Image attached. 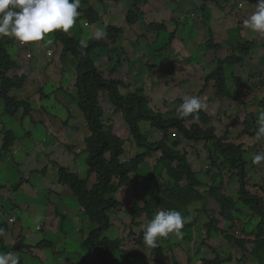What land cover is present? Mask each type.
<instances>
[{"label":"rangeland","instance_id":"obj_1","mask_svg":"<svg viewBox=\"0 0 264 264\" xmlns=\"http://www.w3.org/2000/svg\"><path fill=\"white\" fill-rule=\"evenodd\" d=\"M122 1L123 2L121 4L107 2L108 11L104 12L103 6L99 5L101 3H99L98 0H89L91 8L98 11L99 16L103 18V21L97 26H102L106 29L110 26H115L123 31V34L120 35L118 41H116L115 44H110L109 46V49H118V51L109 53L108 49L101 50L103 56L100 60L96 61L98 71L102 73H104L107 69H109L107 70L109 72L112 69H114L115 72L118 71L114 75H111L110 73L103 74L105 79L115 82L130 84L135 78L143 80L146 86V96H150V93L152 92V83H159L158 85L155 84L156 86L154 87L152 93L155 100L150 104V106L151 108L156 107L160 111L164 112L173 111L174 115L164 117L166 120L180 118L176 112V106L179 101L172 104L170 107L164 106V102H168L166 100L167 92L172 98H181L186 95L199 96L207 105L204 110H206V112L212 117L211 125L216 127L218 137L222 138L227 135L232 142L243 147V152L246 153L245 159L248 163L247 170L249 171L246 191L249 195L261 198L264 203V162L253 166L249 157V155L253 153L264 154V140H258L256 136L250 137L248 134L243 133L246 129V123L251 122L252 117L255 119L254 125L256 127V116L262 109L259 106V100H256L260 98L255 96L257 93L254 95L255 91L252 88V85L258 83L257 79L260 77V75H258L259 72L262 73L261 78H264V66H258V63L256 62V59L264 56V53L260 48V46L264 44V35L253 33L252 31L242 30L238 37V28H240V25H243V20L248 18V16H250L254 11L255 4L249 3L248 7L243 9V0H236V4L234 1L230 5H225L224 2H219V4L210 7V12L204 13L203 19L207 20V29L203 30L201 27L199 29L194 28V26L199 25L202 22V17L199 16L200 14L198 13V8L203 0L186 1L190 7L187 9L186 20H183L184 14H181L176 7L179 0H149L145 4L142 3L143 5L138 4L139 7H137L136 10L139 8L144 14V17L141 19V22L134 27H131L127 23L130 9L133 7L134 3L132 0ZM193 1L198 2L196 4ZM250 5L252 7L251 12L248 10ZM193 15H196V24H194V19L192 18ZM189 18L190 23L188 24L187 20H189ZM175 19H177V22L180 25L178 28L176 23L172 22V20L175 21ZM153 24L164 26L165 31L168 34H174L177 38L164 50L162 54L156 55L155 58H149L150 48H147L149 45L153 44L157 38V32L150 28ZM96 27L92 32L95 31ZM210 30L214 31L216 34L221 33L225 36L221 41H218L220 44L233 42L232 45L236 46L240 40H254V50L249 53L244 52V55L249 56V58L253 57L256 50L262 52L261 55L257 53V55L248 61V63L244 64L241 69H234V73H236L238 77L241 73L246 76L245 79L248 78L249 82H251V88L248 95H252V97L241 96L245 104H240L239 106L231 105L228 108L225 107L222 104L221 99L216 96V90H214L213 87H210L206 92L199 93L206 75L208 73L210 74L212 70H215L217 64H219L218 62H221V60L229 56L230 50H232V46L226 45L225 47L227 48L223 49L215 63L217 57L214 58V56L217 53L214 52L211 58V54L208 55L206 50V46L209 43ZM89 34V30H84L81 40ZM204 36H206V39H204ZM102 40L104 41L106 38ZM16 43L18 42L11 37H5V39L2 40V44L6 46V50L11 51V53L14 51L15 59L21 51H30L32 53L36 52L32 49H22L20 48V44L18 43L17 45ZM59 47L61 49L62 45ZM67 63L72 67V70L68 71L66 77L63 78L66 80L65 83L57 86L49 85L48 88H45V93L52 95L48 108L46 105V99L40 98L39 93L41 92V89L33 91L31 88L23 86L22 92H17L18 98L26 101L28 106H30L28 111L31 112V118L33 116L40 118V123L37 124L39 130H44V133L46 130L51 131L50 135L53 141L51 143L50 150H48V144L51 141L49 137H46V141L39 139H36L35 141L36 149L38 150L37 159L39 161H34L28 158L26 154H22L21 158L18 154L15 158L17 145H20V150L22 152L23 144H31L33 140L30 142H21L12 134H6L5 136L4 132L7 131V129H12L16 135L20 136L23 134V130L28 131L31 129L30 127H27L30 119H25L21 122L20 115L16 117L5 116L4 103L0 100V122H2L0 124V188H2L0 189V223H9L8 232L5 236L0 237V241L3 243V246L0 247V251L12 252L13 249L18 248L19 242L23 238H26L28 242H36V240L32 237L38 234L37 230L31 226L35 233H31L32 236H28L25 234V231H27L25 222L31 220V218H34L37 215H40L42 212L47 215H54L52 211L48 210L49 205L44 204L43 200L50 199L53 202V207H55L56 204L60 203L62 200L59 196H52V193L55 192L54 188H50L49 192H47L46 189L50 186L45 183L42 185V188H40V193L38 199L36 200L37 202L33 201L31 199V194L28 193L32 189L30 185L31 183H33V186L35 187V180H41L45 177L47 181H54V183L58 185L61 168L67 170L70 175L81 177L82 180H86L87 178V154H84L80 159L78 158V155L84 146L83 142L87 138L86 134L89 132V129L86 125L83 114L78 107L79 93L75 90L77 82L75 66L71 63V61ZM232 71L233 69H230L228 76L231 75ZM168 75L169 77H167ZM14 77L26 78L28 82H33V78L30 75L21 73L20 69H17L13 75H9L10 79H13ZM46 86L47 84L45 83L40 84V87L42 88ZM227 86L233 93V96H235L236 90L238 89V82L234 78H229ZM259 87L264 88L263 83H261ZM53 88L55 90H52ZM58 90H61L62 93L58 94L56 97L53 96V94H57ZM122 92L125 96H128V94L131 93H136L132 89L122 90ZM44 103H46L45 108H47V110L44 109ZM100 104L104 112L103 119L107 129L111 128V131L115 136H119L130 143H134V137L131 135L130 128L124 121L123 114L116 111L111 102H108V99L102 95ZM252 105L256 106L255 112H251L248 108V106ZM17 114L22 115L25 113L17 111L15 115ZM141 128L142 131L147 134L149 141L152 143L158 142L163 138V134L159 131H154L149 124L142 123ZM7 137H14L17 141L10 147L9 152L3 154L1 153V150ZM180 137L181 134L178 132L172 135L167 143L168 146L176 152L189 153L190 158L194 157V159L197 160V154L203 153V143L193 144L192 142L189 143L187 141H182L180 145L174 146V142L178 141ZM77 142L79 145L82 144V146L76 147ZM140 153H145V151L140 149L139 152V147L136 144H134L133 147L129 146L124 155V161L135 159ZM30 161H33V165L30 167L33 181L19 180L21 179V176L18 174V166L16 163L28 164ZM49 163V173L38 177L39 173H44L43 167ZM51 163H53L54 166H52ZM204 163H206V160L199 163L197 162L200 168L204 165ZM175 166L178 168L179 163L176 162ZM143 167H149V164L145 163ZM208 172H210L211 175L217 173V171L212 169L211 163L204 166L203 170L200 169L199 176L203 187L197 190V193H200L202 197L206 196V198H209L208 185L213 181L211 176H208ZM141 176L145 178L143 180H139L136 184V188L133 192L136 197H141L142 193L140 188L150 183L147 179V174L143 173ZM16 180H18V182ZM22 182H30V184ZM96 182L97 180L94 178L90 183L94 185ZM182 186L185 187L186 185L183 183ZM151 190L154 193L160 192L158 189ZM239 191L240 186L238 185V182H224L223 195L231 198L235 203H238L239 201ZM20 195H23L24 197L18 199V196ZM54 195H56V193H54ZM149 195L151 196L152 194ZM129 196L131 197L130 194ZM129 196L120 194L118 199L121 202H127L129 201ZM70 201L72 202L74 208H71V211L68 213L69 219L67 221L68 224H66L72 226L65 225L63 227L69 236L63 235L65 234L64 231H62L61 234L53 232L56 235V239L54 240L57 245H66L67 249L71 253L69 263L66 262V259L63 258L65 255H63L61 257L63 259H61L60 264H79L77 263L78 259L81 262L84 260H87L86 262L89 263L92 261L96 262L95 258L98 256L96 254L90 255L88 245H85V240L88 238L89 233L86 235L79 234L80 228H78V222L80 221H77L76 217L79 212V207H76L78 201L74 196L70 197ZM25 205H27V208L33 210L26 209L25 212H21V214H24L21 218L22 224L21 226L18 224L17 227H15L16 216L19 211L23 210ZM128 209L129 205L126 204L121 208V212L126 213ZM206 209L207 211H204ZM155 211H153V213ZM246 212L247 211L245 209L241 212L242 214L240 215L239 220H241L242 223L247 221ZM188 213L192 217V221L197 218V222L195 225L193 224L186 228L185 232L187 233L184 239L178 238V246L175 248V251L178 248L179 252H182L180 256L182 264H198L201 260L212 262L215 261L217 254H222V256H224L229 253L228 249L223 248L225 243L222 239L218 240L217 237L208 239L207 223L209 222V217L211 216V218L215 219L220 218V211L216 208L214 203L207 201L203 205L198 204L196 211L189 209ZM2 214L9 216L7 222L1 219V216L4 217ZM108 215L110 217V222L113 225V229L105 235L106 237L113 240L116 238L120 239L122 237L120 228L125 230L130 228L137 236L141 233L142 226L138 228L133 227V224L127 217V213L126 216H124L125 214L111 212H109ZM120 216H123L122 219L125 220L122 221ZM142 220L145 223L148 221L146 216H144ZM45 223L46 221L43 220L40 227L43 228L44 226L46 230H50L49 227L52 224V221H48L46 226ZM58 224H61V220H58ZM10 225H14V228H10ZM237 229L238 228L236 226V230ZM241 229L242 226L239 227L240 231ZM237 237L241 238L242 236L241 234H238ZM166 247L171 248L170 243H167ZM62 250L63 248L61 247L60 251ZM213 250L218 253L214 254ZM158 252L161 253V250ZM167 252L169 253L170 251ZM233 253H235L234 258L237 262L242 259L243 264H256L253 259L248 257L246 258L244 253L238 249L234 250ZM161 256H155L152 260L158 261L160 264L166 263V260H163L164 254ZM146 257L150 259L149 254L146 255ZM23 261L24 264H35V262L38 261L42 264L41 259L36 257H25ZM115 261V264H136L140 261V259L130 256L125 257L124 255L119 254L116 255ZM153 261L150 260L147 264H154ZM169 262V264H181L176 256L172 263L171 259H169ZM235 262L232 264H235ZM52 264H58L56 258L52 259Z\"/></svg>","mask_w":264,"mask_h":264},{"label":"trees","instance_id":"obj_2","mask_svg":"<svg viewBox=\"0 0 264 264\" xmlns=\"http://www.w3.org/2000/svg\"><path fill=\"white\" fill-rule=\"evenodd\" d=\"M98 1L101 3L99 5L103 6L104 12L108 11L106 4L107 2H115L116 4H121L123 2L122 0ZM148 1L149 0H133L134 5L131 7L127 18V23L131 27L138 25L141 22V19L144 17V14L139 8L136 10L137 7H139L138 4H145ZM186 1L188 0H179L176 6L180 13L184 14L183 20L187 19V9L190 8ZM203 1L204 3L208 2L217 5L219 2L232 4L236 0ZM247 1L250 4H256L257 2V0ZM81 6L84 8V11L80 12L81 15L77 18V22L80 23V21H85L87 18L88 21L93 23L92 25H99L103 21V18L99 16L98 11L91 8L89 0H81ZM200 11L202 13L210 12L206 5L201 6ZM187 21L189 24L190 18ZM172 22L176 23L177 28L180 26L177 22V19H175V21L172 20ZM200 27L203 30L207 29L206 19H203L199 25L194 26V28L198 29ZM150 28L157 32V38L156 41L149 45L147 49L150 48V51L148 50L150 52L149 58H155L156 55L162 54L164 50L176 40L177 36L174 34H168L165 31L164 26L153 24L150 26ZM106 30L108 33L106 38L109 42H115V40L123 34V31L119 28H116L115 26H110ZM209 34V39L211 38V40L207 44V49L210 51L209 54H211V58L213 56V51L218 52L217 58L215 60L216 63L218 56H220L219 54H221L225 48L221 46L223 44L216 46L214 40L217 42L221 41L225 36L221 33L216 34L212 30H210ZM58 35L59 33L55 31L52 35H50L49 39L52 40ZM72 35L73 36L69 40H72L75 43L73 45L69 44L70 41L65 43L61 53L62 65L48 67L45 72L48 79L46 88H48L49 85H63L66 81L63 78L66 77L68 71L72 70V67L68 65L67 62L71 61V63L74 64L76 75H78L76 76L78 77V82L76 84V90L79 93L78 107L83 114L86 125L90 132L87 133L88 137L85 141L87 146L86 149L89 154L87 159L88 177L91 178L95 175L98 179L99 186H96L94 190L89 193L86 190V184L80 181L78 177L69 175L66 170L60 171L59 184L62 188L70 191L78 201L76 207H79V212L76 217L77 221H80L78 222V228H80V231L78 230L79 234L86 235L89 233L88 240H86L85 245L90 243L91 249H95L99 256L96 259V262H93L92 264H115L116 255L126 254L124 252V248L129 249V254L127 255H134L136 257L143 256V250H145L141 242L143 241V230H141V233L137 236L132 229L128 228V230H125L121 228L122 237L118 240H112L103 236L112 228L108 212L116 209L115 206L118 205V202L112 198L116 195V193H118V190H116L112 184L115 182L118 183L119 180L122 181L131 173L136 172L139 165L146 161V158L148 155H151L152 151L163 152L164 165L173 167L175 162L179 163L177 169L171 168V175L176 181L173 183L178 185V191L176 194H173L174 196L170 200L168 199L166 202L168 203L170 209H179L184 212L187 210L186 207H189L190 205L196 207L198 204L203 205L207 201H211L220 211V220L211 218L210 222L207 224L208 239H212L213 237H217L218 240L222 239L225 243L223 248L228 249L229 253L222 256V254H217L218 252L213 250V253L217 254L215 261L204 262V264H232L236 261L234 258L235 253L233 252L237 249L244 253L246 258L248 257L254 259L258 264H264V204L260 198L249 195V193L246 191L245 188L247 180L245 179L246 175L244 171H242L241 176H239L238 183L240 186V197L238 203H235L231 198L223 195L224 181L221 173H219L217 177H214L213 181L208 185L209 198H206V196L202 197L200 193H197V188L201 183L198 179L200 177L199 174H196L200 168L197 169L196 165L199 166L197 162L199 163L203 160H206V157H203L201 154H197V160L190 158V155L186 153L174 151L168 146L167 143L170 140V137L177 132L181 134V137L178 141L174 142V146L180 145L183 140L189 143L192 142L193 144L206 142L207 144H204L203 148L210 151V161L212 162L213 167L219 169L220 166L217 163L223 160L224 162L222 163V167L225 169L229 167L234 169L235 164H240V168L243 170L244 164H246V154L243 152V147L234 144H224L223 140L226 141V138H221L222 140H220L218 143L211 144L212 140L216 136V127L211 125L212 117L206 112V110L199 112V119L197 120H194L191 116L186 118H172L170 120H166L164 117L174 115L173 111L164 112L160 111L156 107L151 108L150 106L155 98L152 94L154 87L156 86L155 84L158 85L159 83H152V92L150 93V96H146V86L144 81L141 79L135 78L130 84L105 79L103 76L104 73H110L111 75H114L118 71L115 72V70L112 69L109 72L107 71L109 69H107L104 73L99 72L98 69H96V61L99 59V56L95 54L92 55L93 51L91 48L81 51V47L78 46V41L80 39L79 29L74 30ZM204 39H206V36H204ZM244 42L245 43H239L235 47H232V50H230V55L221 60V62H218L219 64H217L216 69L212 70L210 74L208 73L206 75V78H204L203 81V86L199 91V93L206 92L209 90L211 84L215 82L214 88L216 89V96L221 99L222 104L227 108L231 105L239 106L240 104H245L241 96L250 97L247 96L246 86L242 83L241 79L237 78L236 73L233 72L230 76L227 74L228 69H241L244 64L240 62L238 58L243 57L244 52L249 53L254 50V41ZM232 43L233 42H229L227 45L232 46ZM100 46L105 47L106 44L102 42ZM260 48L264 53V44L261 45ZM256 62L258 63V66H264V56L259 57ZM15 69L16 65L11 59V56H9V54L0 47V100L4 102L5 114L8 116H13L17 111L23 110L24 113L30 115L31 112L28 111L30 106H28L26 101L20 100L17 94V91L22 89L24 80L22 78L18 79L17 77H14L13 79L9 78V74ZM40 73L44 74L42 71ZM261 74L262 73L260 72L258 73L260 77L258 79V83L256 84V88L258 89L256 97L260 98L259 106L264 109V88L259 87L261 83L264 85V78H261ZM167 77H169V75ZM229 78L237 79L238 89L236 90L235 96H233V93L227 87V81ZM131 89L136 93H131L128 94V96H125L121 92L122 90ZM52 90L55 89L53 88ZM60 93H62V91L58 90L57 94L55 93L53 96L56 97ZM40 95L42 97L45 96L47 104L44 103V109L47 110L48 105L51 102L52 95L46 94L44 91H41ZM101 95L108 99V102H111L113 105H115L119 111L124 113L126 122L130 128V133L134 137L136 145L148 151L145 154L138 155V157L134 159L135 161L130 164L124 163V155L127 148L133 143H130L129 141L125 142L118 136H115L111 131V128L107 129L103 119L104 112L100 105ZM166 100L168 102H164V106L170 107L177 101H179V105L183 102V96L181 98H172L167 92ZM45 104L47 105V108H45ZM248 108L251 112L256 111V106L254 105L248 106ZM34 119L40 120L39 117ZM141 123L149 124L154 131L161 132L163 134V138L158 142L151 143L147 134L142 131ZM254 123L255 119L252 117L251 122L246 123V129L243 133L248 134L250 137H254L255 129L257 127V125L255 127ZM6 134L12 133L8 131L5 133V136ZM15 141L16 139L14 137H7L3 146L4 152L2 153L6 154L7 152L5 151H7L9 147L15 143ZM108 155H110V159L108 158ZM192 167H195L196 171H193ZM18 169L21 170L22 167L18 166ZM183 181L186 182V187L181 189L179 185H181ZM30 185L32 189L28 193H30L32 198H34L37 194L35 191L37 188H35L33 184ZM202 187L203 185H201L199 188ZM67 194L69 197H72L69 193ZM22 197L24 196L20 195L18 196V199ZM44 203L51 205L53 202L50 200V202ZM56 205L57 207L55 209L54 216L55 220L50 225V230H46L44 227L39 228L37 231L38 234L32 237L34 240H36V242H28L26 238H23L20 240L18 248L13 249L12 252L20 258V264H24L23 260L25 257H38L41 259L42 264L50 263H48V258L50 255L43 254L54 245V239H56V235L53 232L56 234H61V232L64 231L66 234L67 231L64 230L63 227L68 224V213L71 211V208H74L72 203L64 205L63 200H61L60 203ZM243 209H247L249 214H247V221L242 223V221L239 219ZM149 210L150 206L144 208L143 210L138 206L128 209L127 217L130 219L133 227L138 228L141 226L139 222H136V220L142 214L144 215L147 213L150 215ZM2 215L4 217L1 216V219L7 222L9 216L6 214ZM185 215L188 216L189 214L185 213ZM124 216H126V214ZM21 218L22 217L18 213L16 216L15 227H17L18 224L21 226ZM122 218L123 216H121V220L124 221L125 219ZM58 220H61V224H58ZM25 224L27 230L25 231V234L32 236L31 233H35V231H33L30 225V220L26 221ZM236 224L239 225V227L242 226L241 238H238L236 232L233 231ZM8 225L9 223H0V227L5 229V233L8 232ZM10 228H14V225H10ZM182 230H184V228ZM165 239L166 238H164V240ZM162 240L163 238H158L157 243L162 242ZM2 246L3 243L0 241V247ZM86 261L84 260L81 262L78 259L77 263L91 264ZM153 262L154 264H160L158 261ZM38 263L39 262H35V264ZM235 264H243L242 259H240L238 262L236 261Z\"/></svg>","mask_w":264,"mask_h":264},{"label":"clouds","instance_id":"obj_3","mask_svg":"<svg viewBox=\"0 0 264 264\" xmlns=\"http://www.w3.org/2000/svg\"><path fill=\"white\" fill-rule=\"evenodd\" d=\"M193 2H195L197 4L198 1H193ZM242 2H243L242 8L246 9L248 7L249 2L247 0H243ZM203 5H206L210 11H211L210 7L215 6V4L208 3V2L204 3V1H201V5L198 8V13L200 15L196 14V15H199L202 17L201 21H203L204 13H202L200 11V8ZM225 5H230V4H225ZM238 7H239V5H238ZM248 10L250 12L252 11L251 5H250V8ZM82 11H84V8L81 6V0H0V47L3 48L4 51L9 54V56H11V59L14 61L15 65H16V69L13 72H11L10 74L13 75L17 69H20L21 73L30 75L33 78V82H28V80L26 78H22L24 80L23 86L31 88L33 91L41 89V91H44V93H45L46 87H43V88L40 87L41 83L47 84V75L45 74V72L48 69V67H52V66L55 67V66L62 65V63H61L62 50L64 48L65 43H67L68 41H70L69 42L70 45H73L75 43L74 41L69 40V39L73 36L72 33L76 29H79V33H80V39L78 41L79 42L78 46L81 47V51H83L87 48H91L93 51L92 55L95 54V55L99 56L98 60H100L103 56L101 53V50L108 49L109 53L118 51V49H114V50L109 49L110 44H115L116 41H118V39H116L115 42H112V41L109 42L106 38L108 33H107V30L105 27L92 25L93 23L88 21L87 18L85 19V21H80V23L77 22V18L80 17V15H81L80 12H82ZM196 15L193 16L194 24H196ZM242 23H243V25H240V28H238V30H239L238 37H239V34L242 32V30H246V31L250 30L253 33H258V34L264 35V0H257V2L255 4L254 11L251 13L250 16H248V18L244 19ZM95 27H96L95 31L92 32ZM84 30H89L90 34L81 40V37L84 34ZM55 31L58 32L59 35L55 36L52 40L49 39L50 35H52ZM5 37H11L12 39H14L16 42H18L20 44V48H22V49H32L36 52L32 53L30 51H21L18 53V57L15 59L14 51H13V53H11V51L6 50V46H4V44H2V40H4ZM104 38H106V40L103 41L102 39H104ZM210 40H211V38L209 39V42H210ZM244 41H254V40L243 39V40H240L238 42V44L239 43H245ZM102 42H104L106 44L105 47L100 46V44ZM18 43H16V44L18 45ZM214 43L216 46L220 45V43H218L216 40H214ZM60 45H62L61 49L59 47ZM226 45L227 44H223L221 46L224 48H227V47H225ZM228 46H230V45H228ZM232 47H235V45H232ZM206 50L208 52V55H210L209 49H206ZM214 52L218 53L217 51H213L212 53H214ZM257 53L260 55L262 52L256 50V53L253 54V57L255 55H257ZM215 57H217V54L214 56V58ZM253 57L249 58V56L244 55L243 57H239L238 59L243 64H246V63H248V61L253 59ZM256 61H257V59H256ZM96 69H97V67H96ZM41 71L44 72V74H41L40 73ZM228 72H230V69H228L227 74H228ZM233 72H234V70L231 72V74ZM76 76H78V75H76ZM245 77L246 76H244L241 73H240L239 77L237 76V78L241 79L242 83L246 86L247 96L252 97V95H248L249 90L251 88V82H249L248 78L245 79ZM17 78L20 79L21 77H17ZM77 79H78V77H77ZM234 79L237 81L236 78H234ZM77 82H78V80H77ZM77 82H76V84H77ZM227 83H228V81H227ZM210 87L214 88L215 83L213 82ZM252 88L255 91L254 95L256 93H258V89L256 88V84H253ZM75 90H76V85H75ZM214 90H216V89L214 88ZM14 92H12V93H14ZM17 92H22V89L20 91H17ZM76 92H77V90H76ZM122 94H123V92H122ZM39 95H40V93H39ZM40 98L43 99V98H45V96L42 97L40 95ZM154 100H155V98H154ZM256 100H260V99H256ZM100 103H101V100H100ZM112 106L115 107V105H113V104H112ZM206 107H207L206 103L203 102L199 96L186 95L183 97V102L178 105L176 112L180 118H186V117L191 116L194 120H197V119H199V112L206 109ZM115 109H116V111L123 114L124 121L126 122V118L124 116V113L122 111H119L118 108H116V107H115ZM4 110H5V106H4ZM20 111L23 112V110H20ZM25 114H22V115L17 114V115H13L11 117H16V116L20 115V121L21 122H23L25 119H30V121H28V126H27V127L31 128L30 130H28V131L23 130V134L19 136V135H16V133L12 129H7V131H5L4 134L9 131L14 136H16L21 142H30L33 140V142L31 144H23L22 152L20 150V145H17L16 150H15V158L17 157L18 154H19L20 158H21L22 154H26L28 158H30L34 161H39L37 159V151L38 150L36 149L35 141H36V139L46 141V137H49V139L51 141L48 144V146H49L48 150H50V146H51V143L53 141V139L50 135L51 131L46 130V132L44 133V130L43 131L39 130V128L37 127V124L40 123V120L34 119L37 116H33L31 118V115H25ZM5 116L9 117L6 114H5ZM1 123L2 122H0V124ZM256 123H257V127L255 129V136L258 140H264V109H261L259 111ZM126 124H127V122H126ZM128 127H129V125H128ZM87 133H90V132H87ZM227 134H228V132H227ZM86 137H88L87 134H86ZM4 138H5V136H4ZM119 138H121V137H119ZM222 138H226V141L223 140L224 144L237 145L236 143L232 142L229 139V136H227V135H225ZM121 139L124 140L123 138H121ZM220 140H222V139L218 137L217 129H216V136L212 140L211 144H216ZM85 141H86V139L84 140V142H83L84 146L81 149L80 154L78 155L79 159L81 157H83L84 154H87V159L89 157V154H88L87 149H86L87 146H86ZM124 141L126 142L127 140H124ZM183 141H185V140H183ZM79 142H81V141H79ZM200 143H203V145L207 144L206 142H200ZM4 144H5V142H4ZM134 144H136V143L134 142L133 144H131V147H133ZM3 146H2L1 153L4 152ZM79 146H82V144L79 145V143L77 142L76 147H79ZM10 147L5 152H9ZM140 149L144 150L145 153L148 152L146 149H142L140 147H139V152H140ZM72 150H73V147H72ZM212 152H213V150H212ZM145 153H140V154L142 155ZM140 154H138V155H140ZM186 154L190 155L189 153H186ZM209 154H210V151L203 148V153L201 155H203V157H206L207 161H206V163H204V165L201 168L196 165L197 169L200 168L203 170L204 166L211 163L212 169L214 171H217V173L214 175H211V173L208 172V176H211V178L213 180L214 177H217L218 174L221 173L223 181L227 182V183L239 182V176H241L242 171H244V173L246 175L245 179L247 180L246 181V185H247L248 174H249V171L247 170V168H248L247 161H246V164H244L243 170H241L240 164H235L234 169L232 167L225 169L224 167H222V163L224 161L221 160L220 162L217 163L220 166V169H219V168L213 167V164L209 158ZM138 155H137V157H138ZM245 157H246V155H245ZM249 157L251 160V164L253 166L259 165L261 162H264V154H262V153H253V154H250ZM108 158L110 159V155H108ZM87 159H86V166H87ZM163 159H164L163 152L152 151L151 155H148V157L146 158V161L139 165L136 172L131 173L122 181L119 180L118 183L115 182L112 184L116 188V190H118V193H116V195L112 197L113 200L118 202V205L115 206L116 209L113 208L114 210H112L111 213L126 214L127 212L126 213L121 212V208L126 204L129 205V209H131L134 206H136V207L138 206V207H140V209L143 210L144 208L150 206V210H149L150 215H148L147 213L144 215L142 214L136 220V222L140 223V225L142 226V230H143V241H141L143 248L145 249V250H143L144 251L143 256L142 257H136L134 255H132V256L127 255V254H129L128 253L129 250H126V248H124V252L126 253L124 255L125 257L130 256V257L140 259V261L137 262L136 264H145V263L147 264L150 260H152L153 256H161L163 254H164L163 260H166V263H163V264H169L170 263L169 259H171V263H172L173 260L175 259V256L181 262V258H179V257L181 256L182 252H179L178 248L175 251V248L178 246V238L184 239L186 236V233H187V232H185L186 228L189 227L190 225H193V224L195 225L197 222V218L192 221V217L190 215H188V216L185 215V213H188L189 209L196 210L197 206L195 207V206L190 205L189 207H186L187 210H185L183 212L179 209L178 210L177 209H175V210L170 209L168 203H166L168 201V199L170 200L174 196L173 194H176V192L178 191L177 190L178 185L173 183L176 181L174 180V178L171 175V168L177 169V167L175 165L173 167H171L169 165H164ZM247 160H248V158H247ZM133 161H135V160L132 159L130 161H124V163L130 164ZM16 162H18V161H16ZM145 163H148L149 167H143V165ZM28 164H30V165H28ZM28 164L16 163L17 166L22 167L21 170L18 169V174H19V176H21V179H19V180H21V181H33V178H32L31 172H30L31 171L30 167H32L33 161H30V163H28ZM51 164H52V166H54L53 163H51ZM49 165H50V163L46 164L45 167H43L45 174L39 173L38 177L42 176V175H46L49 173ZM253 166H252V171H253ZM196 168L192 167V170L196 171ZM61 170H65V169L61 168L60 171ZM143 173L147 174V179L150 181V183L146 186L141 187L140 190H141L142 196L136 197V196H134L133 192L136 188L137 182L139 180H143L145 178V177L141 176ZM199 173H200V170L198 172H196V174H199ZM72 176H74V175H72ZM76 177H78V176H76ZM78 178L80 181H82L86 184V190L89 193H91V191H93L96 186L97 187L99 186L98 179L95 175L92 176L91 178L88 177V166H87V178H86V180H82L81 177H78ZM94 178H96L97 182H96V184L93 185L90 182ZM198 179H199V182L201 183L200 177ZM16 181L18 182V180H16ZM59 182H60V179H59ZM22 183L30 184V182H22ZM45 183H47L50 186L49 188L46 189V191L49 192L50 188H54L55 189L54 193H56V195H54V193H52V196L61 197L64 205H68V204L72 203L70 201L69 195L67 194V193H69L71 196H74L70 191L62 188L60 186V184L56 185L54 183V181H51V182L47 181L45 177L42 178L41 180H37V179L35 180L34 184H35V188H37V190H35L37 192V195L34 198H31L33 201H36L38 199V196L40 193V188H42V185ZM183 183L186 185V182L183 181L181 183V185H179V187L181 189L186 187V186L185 187L182 186ZM31 184H33V183H31ZM201 185H202V183L199 184V187ZM238 185H239V183H238ZM199 187L197 188V190L199 189ZM151 189H158L160 192L154 193ZM128 193L131 195V197L129 196ZM120 194L129 196V201L121 202L118 199V196ZM149 194H152V195L150 196ZM45 197H48V196H45ZM182 197H184V196H182ZM44 202H50V199L43 200V203ZM44 204H46V203H44ZM46 205H49V204H46ZM56 207H57V205L55 207H53V203L51 205H49L48 210L52 211L54 215H47V214H44L42 212L40 215H37L34 218H31L30 225L35 230L38 231L39 228H41L40 225H41V222L43 220L46 221L45 226L48 223V221L53 222L55 220L54 216H55ZM26 209H30V208H27V205H25L23 210L19 211V215L21 217H22V215L24 216V214H21V212H25ZM30 210H33V209H30ZM245 210L247 211V209H245ZM153 211H155V212L153 213ZM206 211H207V209H206ZM246 213L249 214V212H246ZM208 214L211 215L210 213H208ZM144 216H146L147 220H148L146 223L143 222V220H142V218ZM120 218H121V216H120ZM210 220H211V216L209 217V222H210ZM218 220H220V218H218ZM204 224H206V223H204ZM236 226L238 228L237 230H236ZM236 226L234 227L233 231L236 232L237 235L241 234L242 232L239 230V225L236 224ZM183 228H184V230H182ZM112 229H113V225H112L111 230ZM120 231H121V228H120ZM188 232H189V230H188ZM107 233H105L103 237H106L105 235ZM5 234H6L5 229L0 227V237L5 236ZM65 236H69V235L66 233ZM158 238H163L162 242L157 243ZM164 238H166V239L164 240ZM213 238H216V237H213ZM66 239H67V237H66ZM118 239L119 238H116L114 240H118ZM86 240H88V238ZM86 240H85V243H86ZM167 243H170L171 248L166 247ZM87 245H88V251H90L89 254L90 255L96 254L98 256L96 250L91 249L90 243H87ZM61 247L63 248L62 251H60ZM136 250H139V249H136ZM159 250H161V253L158 252ZM167 251H170V252L168 253ZM61 253H63V254H61ZM148 254L150 256V259L146 257V255H148ZM43 255H50V257L48 258V263L50 262L49 264H52L53 258L57 259L58 264H60V261L63 258L66 259L67 263H69V261H70L69 258L71 257V253L67 249L66 245L58 246L56 242H54V245L48 251H45ZM63 255H65V257L61 258ZM120 255H123V254H120ZM98 257H96L95 259H97ZM115 259H116V257H115ZM38 262H39L38 264H40V261H38ZM199 262L200 263H198V264H204V262H209V261L201 260ZM254 262H255V260H254ZM90 263L92 264L93 261ZM0 264H20V258L17 255H15L13 252L0 251ZM175 264H178V263H175ZM181 264H182V262H181ZM256 264H258V263H256Z\"/></svg>","mask_w":264,"mask_h":264}]
</instances>
